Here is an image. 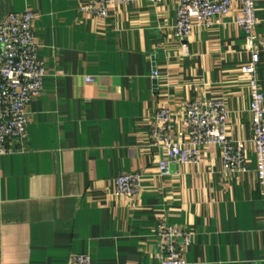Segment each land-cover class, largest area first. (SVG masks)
Masks as SVG:
<instances>
[{
  "label": "crops",
  "instance_id": "crops-1",
  "mask_svg": "<svg viewBox=\"0 0 264 264\" xmlns=\"http://www.w3.org/2000/svg\"><path fill=\"white\" fill-rule=\"evenodd\" d=\"M86 0H0V15L26 9L45 77L26 106V136L0 155V264H159V221L192 233L184 255L196 264H262L261 188L248 145L244 172L223 167L218 146L194 164H171L149 138L160 107L175 113L173 137L186 141L189 101L219 98L233 141L251 136L250 60L230 13L183 41L171 32L177 0H132L106 18L80 12ZM258 20L257 79L264 94V1ZM157 72V77L152 75ZM86 77H92L88 82ZM138 172L141 190L116 196L112 179Z\"/></svg>",
  "mask_w": 264,
  "mask_h": 264
},
{
  "label": "built area",
  "instance_id": "built-area-1",
  "mask_svg": "<svg viewBox=\"0 0 264 264\" xmlns=\"http://www.w3.org/2000/svg\"><path fill=\"white\" fill-rule=\"evenodd\" d=\"M132 0H86L79 7L81 13L104 19L114 5ZM264 0H177L176 20L172 35L186 40L194 27L209 28L226 17L234 4L235 23L245 33L250 60L241 67L242 78L249 85V112L251 136L245 141H233L227 134V109L219 98L189 101L183 110L186 141L173 137L175 113L169 107H160L152 117L149 138L153 146L164 153L158 162L161 173L169 165L194 164L199 161L200 149L218 146L222 150L223 167L231 173L245 171V152L248 145L255 154V172L261 188L262 251L264 264V94L257 79L259 62L258 38L254 28L258 23L255 3ZM31 10L0 15V155L9 152L10 142L21 143L26 136V106L37 97L45 77L44 61L37 54L34 22ZM157 77V72H152ZM86 81H93L86 77ZM142 175L138 172L121 174L112 179V192L116 196H135L141 190ZM156 237L159 264H196L185 259L192 233L177 225L159 221ZM67 264H91L86 253L71 255Z\"/></svg>",
  "mask_w": 264,
  "mask_h": 264
}]
</instances>
